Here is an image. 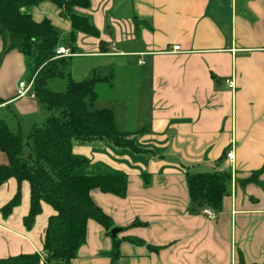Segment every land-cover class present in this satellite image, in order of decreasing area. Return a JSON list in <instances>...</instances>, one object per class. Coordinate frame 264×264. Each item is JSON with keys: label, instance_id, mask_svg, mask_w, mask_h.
I'll list each match as a JSON object with an SVG mask.
<instances>
[{"label": "crops", "instance_id": "crops-1", "mask_svg": "<svg viewBox=\"0 0 264 264\" xmlns=\"http://www.w3.org/2000/svg\"><path fill=\"white\" fill-rule=\"evenodd\" d=\"M76 10L91 17L98 36H72L68 16L49 1L28 9L67 35L58 46L75 53L66 57L81 71L72 77L71 67L73 79L109 77L117 95L97 103V94L92 106L112 108L117 127L139 150L109 141L73 146L88 160L82 173L126 175V194L92 190L119 231L112 237L89 219L77 256L55 264L261 263L264 169L247 179L264 167V0H91ZM2 43L0 36V50ZM23 72L24 56L8 51L0 64V106L20 115L40 110L34 97L17 95ZM231 148L233 160L226 157ZM7 162L0 150V164ZM214 170L231 172L220 211L214 217L190 211L186 173ZM18 189L19 203L3 215L1 206ZM28 208L27 181L0 185V258L43 251L53 209L43 204L26 228Z\"/></svg>", "mask_w": 264, "mask_h": 264}, {"label": "trees", "instance_id": "trees-1", "mask_svg": "<svg viewBox=\"0 0 264 264\" xmlns=\"http://www.w3.org/2000/svg\"><path fill=\"white\" fill-rule=\"evenodd\" d=\"M49 1L68 16L71 35L76 31L98 36L99 31L89 15L76 8H88L91 0H0V36L2 54L12 49L20 52L28 66L27 79H33L31 91L34 98L49 115L40 123H33L24 135L21 128L11 129L0 118V150L8 162L0 164V185L14 178L20 185H29V208L23 217L26 228H30L42 205L52 207L53 213L46 221L42 249L46 253L42 263L38 253H20L0 258V264H49L70 261L86 240L89 219L95 220L109 233L114 226L112 218L99 207L91 191L99 189L118 196H125L127 177L124 174L104 172L102 169L85 174L81 170L88 160L73 154L75 144L92 141H109L117 147L139 150L135 139L117 127L112 108L92 109L97 98L96 84L108 80V76L96 74L90 78L75 80L67 70L69 58L55 57L59 32L48 18L36 20L28 9L40 2ZM65 77L66 87L62 91L48 86L50 79ZM0 98V104H2ZM7 105V104H6ZM8 106V105H7ZM264 167L253 172L247 180H256ZM231 172L186 173V183L191 201L190 211L198 212L210 207L220 211L223 198L228 195ZM20 201V189L1 206L7 215ZM115 242L113 257L119 255ZM239 264H245L240 261ZM264 264V260L261 263Z\"/></svg>", "mask_w": 264, "mask_h": 264}, {"label": "rangeland", "instance_id": "rangeland-1", "mask_svg": "<svg viewBox=\"0 0 264 264\" xmlns=\"http://www.w3.org/2000/svg\"><path fill=\"white\" fill-rule=\"evenodd\" d=\"M58 32H59V41L62 42L67 37V35L61 29H58ZM5 39H6V41H9V39L6 36H4V38L1 37L2 42H4ZM3 44L4 43H2V48L0 50V64H1V62L5 56V54L3 55L1 53L3 50ZM27 67L28 66L26 65V62L24 59V72L22 75L23 79H27V75L29 74V70ZM71 67L74 68L72 77H77V74L80 71V69L79 70L77 69V63L74 61H70L68 63L67 70L68 71L71 70ZM65 84H66V78L65 77H55L53 79H50L48 82V86L51 89L56 90V91L64 90ZM109 84L110 83L107 82V80H106L105 82H100L96 85V91H97V94L99 95V99L96 100L97 103L98 102L100 103L103 100H105L107 96L117 95V93L113 91V89L110 87ZM39 107H40V110L38 112H35L32 114H23V115L21 114L20 115L14 110V108H13V110H14L13 111L11 106L3 105V106H0V118L4 119L11 129L16 130L18 127H20L22 132L24 133V135H26L29 132V130L31 129V126L33 123L42 122L50 113V111L47 110L46 108H44L43 106H41L40 103H39ZM92 109H94L93 106H92ZM82 170H81V172H82Z\"/></svg>", "mask_w": 264, "mask_h": 264}, {"label": "built area", "instance_id": "built-area-1", "mask_svg": "<svg viewBox=\"0 0 264 264\" xmlns=\"http://www.w3.org/2000/svg\"><path fill=\"white\" fill-rule=\"evenodd\" d=\"M179 49V45H174L173 46V50H178ZM74 51L72 50L71 45H59L55 48V57H69L71 55H74ZM33 77L30 79H23L20 80L18 83V90H17V95L18 97L21 96H31L34 97L33 92L31 91L32 86H33ZM227 84L230 88H234L235 84L234 81L232 79L227 81ZM226 157L229 160H233L234 159V151L231 148L230 150H228L226 152ZM201 211L206 214L208 217H214L215 216V210H213L210 207H204L201 209ZM41 262L43 263L45 261L46 258V253L44 251H41L39 253ZM49 264H54L53 262L49 263Z\"/></svg>", "mask_w": 264, "mask_h": 264}, {"label": "water", "instance_id": "water-1", "mask_svg": "<svg viewBox=\"0 0 264 264\" xmlns=\"http://www.w3.org/2000/svg\"><path fill=\"white\" fill-rule=\"evenodd\" d=\"M118 231H119L118 227H112L111 230H110L111 236L115 237Z\"/></svg>", "mask_w": 264, "mask_h": 264}]
</instances>
